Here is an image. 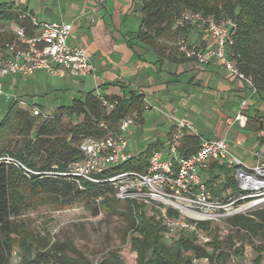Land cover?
<instances>
[{"label":"trees","instance_id":"16d2710c","mask_svg":"<svg viewBox=\"0 0 264 264\" xmlns=\"http://www.w3.org/2000/svg\"><path fill=\"white\" fill-rule=\"evenodd\" d=\"M140 3L143 20L135 40L150 46L157 53L169 52V55L184 61L190 60L183 54L180 56L177 49L186 27L176 28L184 13H200L217 21L232 20L235 24L231 46L233 59L237 68L252 78L257 97L264 100V0H140ZM0 19L8 23L17 22L18 14L10 11L8 16L0 14ZM23 25L30 32V25ZM8 39L1 36L0 43ZM170 43H177V47ZM128 45L131 46V41ZM143 104V96L127 91L116 108L108 112L96 93H83L70 106L59 107L56 115L43 120L41 116L22 109L17 101L9 103L5 117L0 121V264H13L16 246L21 247L22 264H53L51 259L56 257V247L43 251L33 231L18 220L22 212L35 207L39 198L53 197L61 208H67L76 198L93 201L103 198L98 204L97 213L120 202L115 199L110 183L82 181L77 184L62 174L67 173L71 163L82 159L79 147L85 138H98L106 134L100 128L102 123L115 133L123 119L135 113L141 115ZM64 118L79 121L71 124L62 140H55L54 143L48 141L58 139V125ZM248 127L264 134V117L257 113L249 118ZM261 139L264 141V137ZM201 142L197 136L186 134L179 145L181 155L191 157L199 150ZM150 151L144 158L134 157L123 166L110 168L98 178L108 179L120 170H144L152 153ZM40 155L42 159L38 163L36 159ZM7 157L18 160L32 173L1 161ZM206 172L210 178L207 187L214 197L221 198L227 192L231 193L229 197L241 194L234 170L227 169L218 161H211ZM127 203L132 228L140 235V238L131 239L138 264H196V260L203 259H208L210 264H227L232 258L237 259L239 264H246L248 247L257 254L254 263L262 261L264 207L227 219L225 223L230 233L224 241L220 240L218 230L211 229L210 223L201 222L198 228L211 237V243L202 245L193 233L181 232V237L170 245L164 237L165 228L147 218L144 204ZM173 213L170 210V215ZM256 240L260 242L259 245L255 244ZM33 246L37 247L38 252L33 250ZM78 263L89 264L85 259ZM106 264L124 262L114 251Z\"/></svg>","mask_w":264,"mask_h":264},{"label":"built area","instance_id":"2783aa9c","mask_svg":"<svg viewBox=\"0 0 264 264\" xmlns=\"http://www.w3.org/2000/svg\"><path fill=\"white\" fill-rule=\"evenodd\" d=\"M110 0H100L92 10L93 22L97 20V13ZM28 23V28L23 24ZM191 25L202 29L214 42L215 48L210 52L195 49L181 38L178 48L187 59L201 65L211 64V59L221 64L236 77L243 80L251 88V97L257 93L251 77L245 76L236 65L231 52L233 45L232 20L217 21L213 17H205L200 13H184L177 27ZM73 25L60 22H40L30 12L20 10L17 22L7 23L0 19V96L3 95L5 78L21 77L30 79L38 71H44L52 77L68 73L74 78L87 77L94 73L95 68L90 52L84 47H72L69 39L72 36ZM96 97L103 107L113 111L118 105L117 100L96 91ZM250 97L242 101L240 110L234 123L241 128L248 125L245 110ZM42 114L39 108L34 111L35 116ZM136 115L126 117L119 125L117 132H112L102 123L100 128L106 131L102 137L85 138L79 150L82 159L71 163L67 173L62 174L79 184L82 181L92 183H110L114 188V196L120 202H137L139 204L165 203L174 213L165 221V240L172 243L181 232L193 233L202 245L211 243V237L198 228L201 222H217L225 224L226 220L236 215H247L260 209L257 202L264 205V153L253 152L255 164L250 167L246 162L230 152L226 138L217 140H203L199 150L189 158H185L179 151V142L190 131L198 137L196 129L191 123L178 120L169 155L163 152L153 153L142 170L116 171L113 176L105 180L98 177L107 170L127 164L134 157L127 152L128 141L125 134L136 122ZM242 145V143H239ZM226 161L228 169L234 170L235 179L241 193L238 196H222L216 198L202 181L201 170H206L211 161ZM1 161L23 168L32 173L21 162L13 158H2ZM251 201L244 203L246 201ZM229 234V230L219 232L220 240ZM208 262L203 259L202 262ZM201 261H195L196 264Z\"/></svg>","mask_w":264,"mask_h":264},{"label":"crops","instance_id":"0c3cea01","mask_svg":"<svg viewBox=\"0 0 264 264\" xmlns=\"http://www.w3.org/2000/svg\"><path fill=\"white\" fill-rule=\"evenodd\" d=\"M99 3L100 0H0V14L5 16L10 11L18 14L24 10L40 22L72 24L73 37L69 39V45L84 47L90 52L94 73L83 78H74L68 73L53 77L61 78L62 82L58 88L50 90L42 81L47 73L38 71L30 78L37 82L38 92L45 95L64 93L66 100L70 99L68 93H73L69 102L62 99L58 105H52L55 109L70 106L83 93H96L97 90L117 101L127 91L143 96L140 117L133 114L140 120L125 134L127 152L133 157L144 158L149 150L151 155L163 152L168 156L173 130L177 121L183 120L194 126L201 141L226 138L231 153L241 157L246 164H255L253 152L264 153L261 139L264 134L248 125L241 128L234 119L248 96L245 110L248 122L257 113L264 117V100L256 94L251 97V88L215 59H211L209 65H201L174 58L169 52L157 53L136 41L143 20L140 0H110L101 7L96 22H93L92 10ZM186 33L185 39H190L193 48L205 53L215 48V42L202 29L192 31L190 35ZM129 41L133 49L128 45ZM16 97L23 101L22 105L29 106L31 100L26 98L29 94L22 92ZM41 107L37 105L35 109ZM185 134L193 135L190 131ZM218 163L226 166L225 160ZM202 174L207 175L206 181ZM200 176L205 184L210 180L206 171H200Z\"/></svg>","mask_w":264,"mask_h":264},{"label":"rangeland","instance_id":"374dc122","mask_svg":"<svg viewBox=\"0 0 264 264\" xmlns=\"http://www.w3.org/2000/svg\"><path fill=\"white\" fill-rule=\"evenodd\" d=\"M185 27L187 35H190L192 31L198 30L189 24ZM185 36L186 35L183 36L184 39ZM186 42L189 46L192 45L190 39H187ZM33 80L34 79L15 77L7 78L3 81V95L0 96V121L4 119L9 103L19 100L17 97L14 98L18 93L24 92L27 93V95L29 94V97H26L27 100H31L29 106L26 107V105H22L23 101L21 100L18 101V104L22 109L28 110L31 114H34L37 105L42 106L40 108L42 114L39 116H41L43 120L52 118L57 114V109L52 105H58L61 103L62 99H64V102H69V100L72 99L73 93L71 91L68 93L70 99L67 98V100L64 93L58 95L57 93L50 92V94L45 95L43 92H38L36 87L37 82ZM42 81L44 86L52 90L53 88L56 89L59 87L58 84L62 82V79H53V77L46 74ZM31 91H33V93ZM74 95H76V93ZM139 120L136 119L135 124L139 122ZM78 121L79 119L70 120L69 118H64L58 125V139L51 138L48 141L53 142L55 140H62L65 137L66 130L71 124L77 123ZM132 126L134 125H131L128 131L134 128ZM175 129L173 132H175ZM33 136H35V134ZM41 159L42 156L40 155L36 160L40 163ZM247 165L253 167L254 163L249 162ZM201 171L205 172L206 170ZM201 176L204 181L207 180V175L204 176V174H202ZM241 193L245 192L241 191ZM230 194V192H227L226 196L229 197ZM101 200H103V198L97 199L96 201L76 198L67 208H61L58 206L55 198L43 197L39 198L32 210L22 212L18 220L26 225L30 231H33L35 240L38 245L44 249L43 251L56 247V257L51 259L53 264H79L78 262L82 259H85L89 264H106L110 254L114 251L119 254L124 264H138L137 254L131 239L133 237L140 238V235L136 234L132 228V221L128 214V203L115 202L111 204L109 208H102V210L97 213L98 204ZM251 201L248 200L244 203L246 204ZM262 207H264V205L260 206V208ZM144 209L150 221L165 228L166 218L170 214V208L167 204H144ZM210 224L211 229H216L219 232L224 228L229 230L226 223L224 225L217 222H212ZM180 235L181 234L177 235L172 243L166 242L172 245L181 237ZM225 239L226 237L223 241ZM255 244L259 245L260 242L256 240ZM57 248H61V250L59 251ZM14 249L12 263L22 264L21 247L16 246ZM33 250L38 252L36 246H33ZM246 255L247 258L245 263L255 264L254 260L258 257L250 247H248ZM239 263L240 262L234 258L227 262V264ZM199 264L210 263L201 261ZM259 264H264V255Z\"/></svg>","mask_w":264,"mask_h":264},{"label":"bare ground","instance_id":"6f19581e","mask_svg":"<svg viewBox=\"0 0 264 264\" xmlns=\"http://www.w3.org/2000/svg\"><path fill=\"white\" fill-rule=\"evenodd\" d=\"M256 204L262 205V204H263V202L259 201V202H257Z\"/></svg>","mask_w":264,"mask_h":264}]
</instances>
